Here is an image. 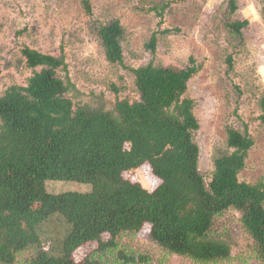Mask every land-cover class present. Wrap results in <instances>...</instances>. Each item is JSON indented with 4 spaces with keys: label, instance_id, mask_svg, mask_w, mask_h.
<instances>
[{
    "label": "trees",
    "instance_id": "1",
    "mask_svg": "<svg viewBox=\"0 0 264 264\" xmlns=\"http://www.w3.org/2000/svg\"><path fill=\"white\" fill-rule=\"evenodd\" d=\"M83 8L93 15L89 0ZM238 11L239 1L227 0L224 64L230 78L237 74L236 56L250 25L236 18ZM164 12L165 7L158 10L159 16ZM260 15L264 21V1ZM94 31L106 60L126 67L120 20L96 22ZM170 32H153L144 48L155 56ZM22 55L32 70L27 84L0 94V264H144L147 258L120 247L145 225L167 254L215 264L231 258V244L215 230L230 210L240 214L253 254L264 264V180H240L255 138L242 118L241 127L227 123L226 141L214 149L207 180L195 139L196 102L188 94L203 67L194 57L185 67L154 61L129 67L136 100L75 103L74 84L67 73L59 74L67 72L63 53L25 46ZM233 89L241 96L239 85L233 83ZM254 96L264 125V90ZM145 164L161 181L153 190L124 177ZM49 180L85 183L91 190L50 193ZM56 220L64 222L61 235L44 237ZM88 243L97 246L77 261L75 252Z\"/></svg>",
    "mask_w": 264,
    "mask_h": 264
},
{
    "label": "rangeland",
    "instance_id": "2",
    "mask_svg": "<svg viewBox=\"0 0 264 264\" xmlns=\"http://www.w3.org/2000/svg\"><path fill=\"white\" fill-rule=\"evenodd\" d=\"M92 16L83 8V0H0V94L13 84H27L32 70L26 65L22 49L29 46L42 53L66 57V73L75 89L70 92L75 103L95 102L104 98L108 103L117 97L138 99L129 67L154 61L185 67L192 56L203 67L189 82L188 94L195 102L200 129L195 134L200 147V170L207 180L214 169L215 147L226 141L225 126L241 127L238 117L248 123L256 144L247 160L240 180L255 183L264 180V125L254 93L264 90V21L260 9L264 0H238L236 18L247 19L244 30L245 48L236 56L237 74L228 77L224 64L227 47L224 22L227 0H89ZM165 7L163 17L158 10ZM120 20L126 29L123 42L126 67L111 65L105 58L97 37L96 22ZM170 30L153 56L144 48L153 32ZM233 83L242 88L241 96ZM114 88H117L118 92ZM238 111L237 116L234 112ZM124 177L155 189L160 180L148 164L124 173ZM50 193L88 192L91 185L74 181L46 183ZM240 214L230 210L218 218L216 235L232 246L231 258L215 264H260L255 258L253 241L244 231ZM64 222L47 225L46 235L59 237ZM149 225L121 240V249L136 257H145L144 264H194L191 259L167 254L153 242ZM109 236L105 235V239ZM97 245L88 243L75 252L80 261ZM138 264H142L139 262Z\"/></svg>",
    "mask_w": 264,
    "mask_h": 264
}]
</instances>
